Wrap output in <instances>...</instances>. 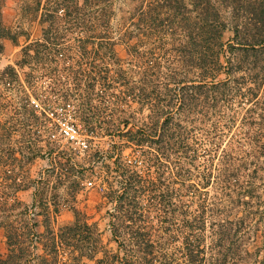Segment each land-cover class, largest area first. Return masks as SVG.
I'll return each mask as SVG.
<instances>
[{"label":"trees","instance_id":"obj_1","mask_svg":"<svg viewBox=\"0 0 264 264\" xmlns=\"http://www.w3.org/2000/svg\"><path fill=\"white\" fill-rule=\"evenodd\" d=\"M111 1L44 0L47 27L40 41L22 49L16 66L22 70L34 52L62 65L74 87L88 80L72 96L81 102L85 136L113 140L104 156L89 158L111 161L101 198L111 204L107 228L116 248L102 247L97 225L77 211L73 222L38 233L17 196L27 184L4 182L11 192L0 191V264H264V0H153L150 17L137 23L155 26L151 10L164 9L169 33L158 40L167 41V54L142 51L137 39L126 45L131 111L122 129L105 114L122 79L103 64L115 46L106 31ZM0 39L16 42L1 25ZM88 46L100 64L85 70L72 52L84 56ZM29 71L22 75L31 87ZM19 75L11 66L0 72L5 85ZM52 98L47 104H68L70 89Z\"/></svg>","mask_w":264,"mask_h":264},{"label":"rangeland","instance_id":"obj_2","mask_svg":"<svg viewBox=\"0 0 264 264\" xmlns=\"http://www.w3.org/2000/svg\"><path fill=\"white\" fill-rule=\"evenodd\" d=\"M38 2H40L39 12L35 13L34 9ZM152 2L153 0L111 1L112 14L106 31L115 46L113 54L107 55L103 64L109 65L108 69L111 73L115 74L119 70L122 79L119 85H113L112 102L105 114L106 121L116 127L117 124L114 123L120 122L118 127L121 129L122 121L131 111L128 99L124 95V79L130 65L126 55V45L134 44L137 39L142 43L140 48L142 51L154 49L152 52L157 57L167 54L164 50L168 48L167 41L164 38L163 41L158 40L162 35L169 33L165 24L167 21L164 9L159 8L156 12L151 10L153 19L158 16V21L155 18V26L152 24V27L148 28L137 23L138 17L142 15L146 18L150 17L148 9ZM43 3L44 0H4L0 9L1 27L16 37L14 43L0 39L3 46V52L0 54V72L11 66L20 74V79L9 85L3 84L0 78V191L11 192L5 189L7 186L4 182L15 181L27 184V190L17 193V196L33 213L31 217L37 225L38 233H43L45 226L57 230L73 222V211H77L85 215L89 224L97 225L100 245L108 250H115L116 245L111 241L107 228L109 219L106 212L111 210V204L101 198V193L107 188L103 182L106 180L105 166L110 165L111 161L101 159L90 161L89 158L95 152L99 153V156H104L113 140L109 137L89 140L85 136L78 121V113H81L78 105L81 102L80 99L76 100L77 94L76 99L73 97L75 94H72L75 93L72 90L85 91L88 84L84 82L88 80L79 79L81 86L74 87L71 79L63 78L62 65H57L51 60L36 59L33 57L34 52H30L31 58L26 57L22 70L16 66L23 59L22 49L40 41L41 29L47 27V24L41 23ZM59 27H63L61 21ZM61 33L63 34V28ZM74 37L75 35H67L66 40L72 41ZM94 50L88 46L84 56L72 52V56L78 58L77 64L82 67L81 69L90 70L94 64H100L94 61L96 58ZM55 66H58L61 76L53 72ZM29 69L33 70L32 75L35 78L31 87L24 82L22 75V73H30ZM68 83L69 85H66ZM69 89L68 104L57 100H54L56 103L52 105L47 104L56 93L62 94ZM34 104H38L41 110L36 109ZM55 108L64 109L65 117L79 126L85 147L79 146L74 141H65L57 135L54 125L45 115V112ZM82 111L89 113L91 110L84 108ZM52 134L56 135L54 140L50 137ZM125 155L128 156L129 152L126 151ZM250 162L238 161L245 164ZM247 170L251 172L252 166H248ZM88 183H91V186H88ZM45 213H48L49 217L46 221ZM4 251L5 239L0 230V253ZM99 257L98 254L96 258Z\"/></svg>","mask_w":264,"mask_h":264},{"label":"built area","instance_id":"obj_3","mask_svg":"<svg viewBox=\"0 0 264 264\" xmlns=\"http://www.w3.org/2000/svg\"><path fill=\"white\" fill-rule=\"evenodd\" d=\"M34 107L38 110L41 108L38 104H34ZM48 120L54 125L57 130V135L65 141H74L81 147H85V142L81 139L80 128L77 125H74L65 117L64 109L55 108L52 111L45 112ZM51 139L56 138L55 134H52ZM88 186H91V183H88Z\"/></svg>","mask_w":264,"mask_h":264},{"label":"crops","instance_id":"obj_4","mask_svg":"<svg viewBox=\"0 0 264 264\" xmlns=\"http://www.w3.org/2000/svg\"><path fill=\"white\" fill-rule=\"evenodd\" d=\"M37 229H38V228H37ZM3 253H5V251H4ZM3 253H2V254H3Z\"/></svg>","mask_w":264,"mask_h":264}]
</instances>
